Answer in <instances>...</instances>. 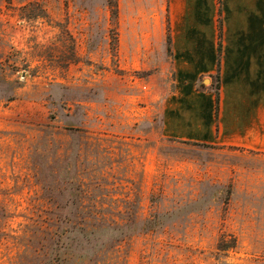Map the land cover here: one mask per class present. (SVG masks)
I'll use <instances>...</instances> for the list:
<instances>
[{
    "label": "rangeland",
    "instance_id": "rangeland-1",
    "mask_svg": "<svg viewBox=\"0 0 264 264\" xmlns=\"http://www.w3.org/2000/svg\"><path fill=\"white\" fill-rule=\"evenodd\" d=\"M166 22L0 0V264H264V151L161 133Z\"/></svg>",
    "mask_w": 264,
    "mask_h": 264
},
{
    "label": "crops",
    "instance_id": "crops-1",
    "mask_svg": "<svg viewBox=\"0 0 264 264\" xmlns=\"http://www.w3.org/2000/svg\"><path fill=\"white\" fill-rule=\"evenodd\" d=\"M166 5L174 76L160 109L162 135L264 151V0Z\"/></svg>",
    "mask_w": 264,
    "mask_h": 264
},
{
    "label": "trees",
    "instance_id": "trees-1",
    "mask_svg": "<svg viewBox=\"0 0 264 264\" xmlns=\"http://www.w3.org/2000/svg\"><path fill=\"white\" fill-rule=\"evenodd\" d=\"M219 50H220V46H219ZM212 89L215 91V93L217 94V103H218V89H219V76H215L213 83H212Z\"/></svg>",
    "mask_w": 264,
    "mask_h": 264
}]
</instances>
